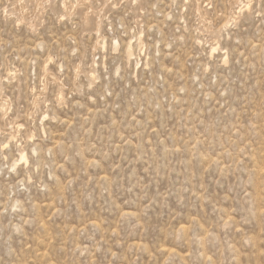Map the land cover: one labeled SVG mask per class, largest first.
Here are the masks:
<instances>
[{
    "label": "rangeland",
    "instance_id": "1",
    "mask_svg": "<svg viewBox=\"0 0 264 264\" xmlns=\"http://www.w3.org/2000/svg\"><path fill=\"white\" fill-rule=\"evenodd\" d=\"M0 264H264V0H0Z\"/></svg>",
    "mask_w": 264,
    "mask_h": 264
},
{
    "label": "bare ground",
    "instance_id": "2",
    "mask_svg": "<svg viewBox=\"0 0 264 264\" xmlns=\"http://www.w3.org/2000/svg\"><path fill=\"white\" fill-rule=\"evenodd\" d=\"M223 26H224V25H223ZM128 53H130V47H129ZM25 159H26L25 154H22V155H21V160H25Z\"/></svg>",
    "mask_w": 264,
    "mask_h": 264
}]
</instances>
